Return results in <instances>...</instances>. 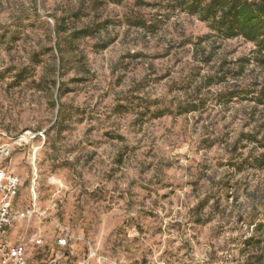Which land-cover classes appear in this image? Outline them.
Returning a JSON list of instances; mask_svg holds the SVG:
<instances>
[{"label": "rangeland", "instance_id": "obj_1", "mask_svg": "<svg viewBox=\"0 0 264 264\" xmlns=\"http://www.w3.org/2000/svg\"><path fill=\"white\" fill-rule=\"evenodd\" d=\"M253 48L167 0H0V142L29 131L15 207L37 211L8 239L55 264H264Z\"/></svg>", "mask_w": 264, "mask_h": 264}, {"label": "trees", "instance_id": "obj_2", "mask_svg": "<svg viewBox=\"0 0 264 264\" xmlns=\"http://www.w3.org/2000/svg\"><path fill=\"white\" fill-rule=\"evenodd\" d=\"M111 1L117 3L120 0ZM167 1L173 8L196 16L198 20L207 23L209 29L219 37L232 38L240 36L245 41L252 43L254 48L251 51L250 57L246 58L245 61H252L258 66H264V0ZM54 31L55 33L59 31V27L55 26ZM210 36L208 34L204 39ZM55 47L57 49V46ZM254 100L258 104L264 102V81L258 85ZM194 108L186 109V111L195 110ZM161 115L162 113H158L157 116ZM22 134L20 133L19 135ZM257 162V167L264 168L263 154L258 157ZM31 260H35V258Z\"/></svg>", "mask_w": 264, "mask_h": 264}, {"label": "built area", "instance_id": "obj_3", "mask_svg": "<svg viewBox=\"0 0 264 264\" xmlns=\"http://www.w3.org/2000/svg\"><path fill=\"white\" fill-rule=\"evenodd\" d=\"M29 131L7 142H0V264H55V261L31 260L28 258L26 243L23 240L12 242L7 238V231L17 220L29 221L35 214L34 202L24 209L15 207L19 195L21 179L12 168V157L16 145L26 144ZM35 200V199H33ZM60 235L56 245L64 248L72 238L67 227L55 220ZM35 246H41L42 240H33ZM215 264H223L222 261Z\"/></svg>", "mask_w": 264, "mask_h": 264}, {"label": "crops", "instance_id": "obj_4", "mask_svg": "<svg viewBox=\"0 0 264 264\" xmlns=\"http://www.w3.org/2000/svg\"><path fill=\"white\" fill-rule=\"evenodd\" d=\"M7 238H8V236H7ZM9 240H10V239H9ZM10 241L15 242V241H13V240H10Z\"/></svg>", "mask_w": 264, "mask_h": 264}]
</instances>
